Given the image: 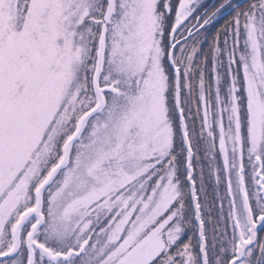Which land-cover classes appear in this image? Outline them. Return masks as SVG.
<instances>
[{
  "label": "snow or ice",
  "instance_id": "snow-or-ice-1",
  "mask_svg": "<svg viewBox=\"0 0 264 264\" xmlns=\"http://www.w3.org/2000/svg\"><path fill=\"white\" fill-rule=\"evenodd\" d=\"M0 264H264V0H0Z\"/></svg>",
  "mask_w": 264,
  "mask_h": 264
},
{
  "label": "flooded vegetation",
  "instance_id": "flooded-vegetation-1",
  "mask_svg": "<svg viewBox=\"0 0 264 264\" xmlns=\"http://www.w3.org/2000/svg\"><path fill=\"white\" fill-rule=\"evenodd\" d=\"M245 1H247V0H240L241 3H244ZM205 2H206L208 5H211L212 3L215 2V0H205Z\"/></svg>",
  "mask_w": 264,
  "mask_h": 264
},
{
  "label": "rangeland",
  "instance_id": "rangeland-1",
  "mask_svg": "<svg viewBox=\"0 0 264 264\" xmlns=\"http://www.w3.org/2000/svg\"><path fill=\"white\" fill-rule=\"evenodd\" d=\"M247 1H245L244 3H246ZM223 24V20L220 21L219 24H216V28H219L221 25ZM214 31V30H213Z\"/></svg>",
  "mask_w": 264,
  "mask_h": 264
}]
</instances>
